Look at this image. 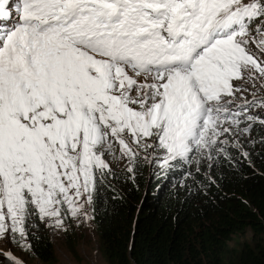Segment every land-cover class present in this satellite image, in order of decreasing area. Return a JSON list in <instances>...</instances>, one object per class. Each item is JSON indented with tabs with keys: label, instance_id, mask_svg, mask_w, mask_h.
<instances>
[{
	"label": "snow or ice",
	"instance_id": "1",
	"mask_svg": "<svg viewBox=\"0 0 264 264\" xmlns=\"http://www.w3.org/2000/svg\"><path fill=\"white\" fill-rule=\"evenodd\" d=\"M258 82L264 0H0V239L83 213L114 144L163 167L264 126Z\"/></svg>",
	"mask_w": 264,
	"mask_h": 264
},
{
	"label": "trees",
	"instance_id": "2",
	"mask_svg": "<svg viewBox=\"0 0 264 264\" xmlns=\"http://www.w3.org/2000/svg\"><path fill=\"white\" fill-rule=\"evenodd\" d=\"M262 140L256 123L214 145L204 164L184 157L161 167L137 151L129 167L97 170L92 211L107 263L264 264ZM25 229L33 253L51 261L53 243L38 213ZM249 229L252 240L232 256L229 243Z\"/></svg>",
	"mask_w": 264,
	"mask_h": 264
},
{
	"label": "rangeland",
	"instance_id": "3",
	"mask_svg": "<svg viewBox=\"0 0 264 264\" xmlns=\"http://www.w3.org/2000/svg\"><path fill=\"white\" fill-rule=\"evenodd\" d=\"M236 83L245 84L244 81H237ZM262 85L264 82H258L255 88L245 85L246 92L242 95L246 96L247 99H252L253 96L264 97V86ZM240 102L238 99L237 103ZM228 137L236 136L233 133H228L221 137V140H227ZM125 138L130 140V137L126 136ZM137 151L142 153L145 160L151 164L153 158L159 154V150L153 152L151 148H141ZM209 154L210 150H195L185 158H193L198 164H204L208 161ZM103 158L109 164V168L129 167V159L120 155L118 144H114L111 151H106ZM92 200L91 192L90 202L84 203L83 206V213H87L86 216L83 213L79 216H73L68 207L65 206L67 214L66 217L62 215L63 225L60 228L55 227L51 221L40 219L53 243L54 258L51 261L45 262L33 253L27 235L23 238L17 235L12 242L7 239H0V252H11L12 256L16 258L13 261L7 256H0V261L3 264H108L100 249L98 229L92 211ZM29 225L31 228L35 226L31 221H29ZM252 236L253 232L249 229L243 237L237 236L231 241L230 247L234 249L232 256L239 251L245 240L251 241Z\"/></svg>",
	"mask_w": 264,
	"mask_h": 264
}]
</instances>
